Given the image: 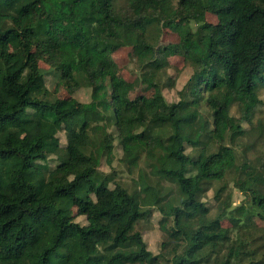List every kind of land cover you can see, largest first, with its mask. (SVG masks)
<instances>
[{
	"label": "trees",
	"instance_id": "trees-1",
	"mask_svg": "<svg viewBox=\"0 0 264 264\" xmlns=\"http://www.w3.org/2000/svg\"><path fill=\"white\" fill-rule=\"evenodd\" d=\"M124 1L116 9L115 0H0V264H161L136 229L150 207L172 218L171 264H261L246 239L231 241L225 209L209 219L200 201L202 184L233 166L232 150L220 143L194 157L186 145L222 141L250 122L264 87V0ZM206 13L216 22L194 34L190 23ZM156 28L177 40L150 37ZM123 47L136 58L140 82L118 73L113 54ZM175 62L192 75L169 103L161 79ZM50 73L72 90L84 84L90 103L59 99L46 87ZM109 127L126 163L135 166L146 151L154 175L176 186L177 201L162 203L158 184L144 177L132 192L110 185L98 171L112 150ZM242 189L253 210L237 207L234 228L252 223L253 213L264 221V194Z\"/></svg>",
	"mask_w": 264,
	"mask_h": 264
},
{
	"label": "rangeland",
	"instance_id": "rangeland-1",
	"mask_svg": "<svg viewBox=\"0 0 264 264\" xmlns=\"http://www.w3.org/2000/svg\"><path fill=\"white\" fill-rule=\"evenodd\" d=\"M125 4L124 0H115L114 7L119 9ZM216 17L210 13L194 20L190 23L191 29L194 34L198 33V27L207 22L215 23ZM161 32L156 35V29L152 32L150 37H156L165 43L175 42L177 36L168 29L160 28ZM159 30V29H158ZM207 45V41L205 42ZM113 59L117 65L118 73L120 76L127 80H138L140 82L141 70L138 67L136 58L133 56L129 47L118 49L113 54ZM168 68L166 74L164 73L161 81L166 85L162 92L165 100L169 103L177 102L179 100V91L186 87L192 71L189 67L178 66ZM40 67L45 71H49V66L40 62ZM171 78L168 80V78ZM46 87L49 91L59 99L73 98L81 103L88 104L91 101L90 89L84 84L72 90L67 88L62 82L59 81L55 73H50L45 77ZM144 84H140L142 88ZM258 104L250 117V122H241V131L227 133L224 139L210 140L208 137L203 140V144L197 148L186 145V153L190 156H196L202 148L205 154L215 153L218 150L220 143L229 147L233 152V166L225 172L223 177L218 180H212L203 183L200 191V201L205 203L209 209L208 218H215L223 209L230 218L237 219L239 214L235 209L241 205L245 206L249 211L252 209V197L245 192L242 187L245 185L250 188L257 189L260 193L264 194V87L258 89L257 92ZM200 113L208 122V130L212 129L210 111L205 105L204 101L201 103ZM230 116L238 119L240 114L236 105L230 108ZM165 131L164 128L154 127L155 133ZM109 133H113L112 150L109 155H104L100 159L98 171L112 179L114 184L121 185L128 192L137 189V185L141 177L150 184L160 188V195L162 203L166 201H177L179 197L176 186L166 179H160L153 173L151 167L152 161L147 157L146 151L140 150L137 153V163L135 166H129L124 160L123 151L120 143L116 137V133L112 127L108 128ZM160 133L159 135H161ZM59 142L62 146L66 144V137L64 132H59L57 135ZM192 173L189 174V181L191 186L196 187V180ZM172 201V202H173ZM77 209L73 208L67 212L70 216H75ZM230 218L225 217L222 220V226L229 229L231 241L238 239H246L248 244L256 249L255 261L261 260L264 264V221L259 219L256 213L252 215V223L241 222V225L234 228ZM81 224L85 223L82 216L76 218ZM136 229L141 233V236L146 243L148 251L153 255L161 257V264H171L172 250L175 243L173 236L175 233L172 218H167L156 207H150L147 217L141 220ZM205 264V263H203ZM211 264V263H209Z\"/></svg>",
	"mask_w": 264,
	"mask_h": 264
}]
</instances>
